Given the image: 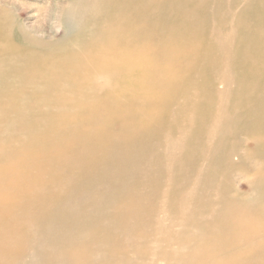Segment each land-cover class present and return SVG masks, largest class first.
I'll return each mask as SVG.
<instances>
[{
    "label": "bare ground",
    "instance_id": "1",
    "mask_svg": "<svg viewBox=\"0 0 264 264\" xmlns=\"http://www.w3.org/2000/svg\"><path fill=\"white\" fill-rule=\"evenodd\" d=\"M246 2L236 13L231 0H93L80 10L98 18L89 48L64 51L70 65L10 46L0 30V67L36 86L32 105L68 93L65 113L38 111L25 142L11 134L17 145L0 148V264H264V170L256 200L230 197L224 180L236 129L264 156V38L249 31L264 0ZM251 38L262 59L238 74ZM20 97L0 107L6 117ZM46 156L61 162L50 189L38 180Z\"/></svg>",
    "mask_w": 264,
    "mask_h": 264
},
{
    "label": "rangeland",
    "instance_id": "2",
    "mask_svg": "<svg viewBox=\"0 0 264 264\" xmlns=\"http://www.w3.org/2000/svg\"><path fill=\"white\" fill-rule=\"evenodd\" d=\"M93 0H0V30L4 33V37L8 40V45L20 48L21 50L36 53L38 56L43 57L51 64L63 63L65 65L72 64V61L66 58L65 53L68 50H88V44L82 41L85 38V32L88 30V26H91L89 21H98V18L93 17L94 15H82L81 9L84 5H90ZM235 6H233L236 13L242 11L246 5V0H231ZM85 13V11H84ZM188 22L193 23L194 26H199L201 18L186 19ZM261 28L255 30L250 27V32H256L257 36L264 38V22L260 24ZM97 26V25H96ZM263 30V31H262ZM262 31V32H261ZM159 45L165 44L166 40L160 38L157 42ZM256 45V40L251 38L247 53L244 52V63L248 61L247 66L239 68L238 74L242 70H248L257 65L258 61L262 59L261 51L258 50L257 46L255 50L253 47ZM11 48V47H10ZM189 50V47H186ZM65 51V53H64ZM4 60V57H0V61ZM157 63L147 61L146 65L156 67ZM6 64L0 67V79L4 80L5 85H9V90L6 91L0 88V107L12 105L13 95L16 97L20 94V99L16 101L18 106L13 111H8V117H6L0 109V148L11 149L13 145H17L16 142L8 144V139L11 134L22 135L23 142L26 137L31 133L30 124L32 120L38 118V111L49 112L50 110L55 112L57 115L66 112V100L68 93L62 86L59 91L60 101L54 107H49L40 100H36L33 105L29 102V99L33 97L36 91V86L31 83L20 86L17 78L8 75ZM205 75L212 81L210 85L217 91L223 88V84L218 81L216 71L210 67L205 69ZM264 78V74L262 75ZM154 89V85L144 86L141 91L147 93ZM53 92L54 89H49ZM216 91V92H217ZM148 114L160 116L162 115L161 109L157 104L149 105L147 110ZM23 113L24 116L19 120L23 121L19 126L11 122L10 120L16 119L19 114ZM75 113L73 115H77ZM80 118V117H77ZM158 122V121H157ZM44 128L43 125L40 126ZM117 128V126H115ZM39 129V135L42 134L43 130ZM71 128V127H70ZM245 128L236 129L231 135L235 133L234 139V150L231 157L230 166L224 171L228 187V195L232 198L239 197L240 199L247 200L257 199V194L253 190V185L258 180V175L264 170V156L253 151L256 145V136H248ZM189 155L193 156L197 154L195 148L188 150ZM184 153L179 155V160L183 158ZM246 160L244 161V159ZM44 168V172L39 176V182L46 189H50L48 186L50 174L48 170L57 168L61 162L58 158L50 159L48 156L44 158L40 163ZM27 163L22 165L23 170L27 169ZM144 176H139L137 189H141L143 185ZM12 179L4 181L2 187H6L8 183H11ZM46 191V190H45ZM2 229L4 224H1ZM27 229V228H26ZM50 230V236L55 238L57 234ZM53 235V236H52ZM124 240L130 242L125 237ZM10 247L18 248L16 240L10 241ZM161 264V263H159Z\"/></svg>",
    "mask_w": 264,
    "mask_h": 264
}]
</instances>
